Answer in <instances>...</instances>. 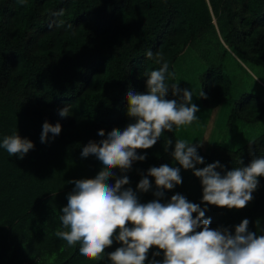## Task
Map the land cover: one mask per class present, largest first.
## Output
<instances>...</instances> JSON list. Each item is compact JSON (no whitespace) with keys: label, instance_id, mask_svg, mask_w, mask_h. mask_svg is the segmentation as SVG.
<instances>
[{"label":"trees","instance_id":"1","mask_svg":"<svg viewBox=\"0 0 264 264\" xmlns=\"http://www.w3.org/2000/svg\"><path fill=\"white\" fill-rule=\"evenodd\" d=\"M185 54L206 64L199 77L202 100L228 110L227 132L240 139L238 145L221 140L208 151L193 143L205 161L197 168L219 161L224 174L264 157V130L242 139L264 120V0H0V145L14 134L34 144L22 159L0 146V264H111L107 254L121 242L93 261L80 255L79 244L68 246L56 236L65 230L59 217L75 188L69 182L93 179L101 170L95 155L82 157L84 146L134 122L127 115L128 92L146 93V74L165 61L166 83H179L177 64ZM247 67L258 71L261 89L243 81L240 69L251 74ZM175 97L169 92L166 98ZM65 107L68 116L61 117ZM45 122L59 123L62 131L42 143ZM177 139L175 130L165 131L152 148L137 150L144 161H133L126 172L113 169L109 183L126 175L125 188L148 203L158 199L155 178L148 177V192L137 189L148 170L178 167L183 183L163 190L160 202L179 193L207 209L212 229L234 234L248 219L249 230L264 235V176L245 208L206 205L201 179L174 160ZM163 258L153 247L145 264Z\"/></svg>","mask_w":264,"mask_h":264},{"label":"clouds","instance_id":"2","mask_svg":"<svg viewBox=\"0 0 264 264\" xmlns=\"http://www.w3.org/2000/svg\"><path fill=\"white\" fill-rule=\"evenodd\" d=\"M153 55V51H146L147 59ZM157 56L160 63L163 57ZM168 68L165 61L159 70L146 74V93L128 92L127 115L133 123L123 130L114 128L99 143L91 141L83 147L82 157L95 155L101 170L93 179L69 182L75 188L59 217L65 230L58 229L55 234L68 246L79 244L80 255L93 261L103 260L105 250L114 241L121 242V247L107 254L111 264H145L153 247L163 252L162 264H264V235L250 231L248 219L235 226L233 234L226 227L212 229L211 219H204L207 209L189 202L179 193L167 203L160 202L159 198L165 195L163 190H172L183 183L180 168L164 164L148 170L137 185L138 191L148 192L152 188L148 177L155 178L154 195L158 199L148 203H141L136 191L125 188L129 184L126 175L115 178L114 185L109 183L115 177L113 169L126 172L133 161L146 159L137 150L150 149L165 131L189 126L199 119L196 115L199 108L192 103L193 91L181 89L179 83L170 86L166 83ZM169 92L179 96L180 102L167 99ZM203 95L201 92L200 96ZM68 112L69 108L65 107L59 110V115L67 117ZM61 131L59 123L45 122L41 142L48 141L49 133L55 138ZM98 135L104 137L105 130L101 129ZM171 143L167 141V145ZM0 146L10 156L21 159L34 148L31 140L19 134L5 137ZM198 147L177 139L172 155L185 170H193L201 179L203 202L221 208H245L253 200L258 177L264 176V157H255L247 166L234 167L222 174L217 171L223 168L219 161L197 168L198 164L205 163L198 155ZM159 255L160 251L154 253ZM151 264H161V261L153 259Z\"/></svg>","mask_w":264,"mask_h":264},{"label":"rangeland","instance_id":"3","mask_svg":"<svg viewBox=\"0 0 264 264\" xmlns=\"http://www.w3.org/2000/svg\"><path fill=\"white\" fill-rule=\"evenodd\" d=\"M206 68V64L195 61L190 55L185 54L183 59L177 64V78L181 89L193 91L192 103L197 105L199 111L196 113L198 120L194 121L189 126H182L179 129H174L183 140L192 143L200 144L204 151H208L210 147L221 140H227L231 144L238 145L240 139H236L226 128V116L228 110L224 108H209L203 100L201 93L200 74ZM251 74L240 69L243 76V81L251 88L261 89L262 80L258 76V71H252L247 67ZM240 73H237L240 75ZM182 95V94H181ZM175 99L180 102V97ZM264 130V120L256 126L248 130L246 129L243 138H252Z\"/></svg>","mask_w":264,"mask_h":264}]
</instances>
